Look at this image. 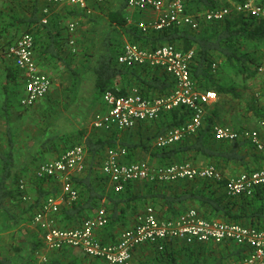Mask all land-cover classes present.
Wrapping results in <instances>:
<instances>
[{
    "label": "trees",
    "instance_id": "trees-1",
    "mask_svg": "<svg viewBox=\"0 0 264 264\" xmlns=\"http://www.w3.org/2000/svg\"><path fill=\"white\" fill-rule=\"evenodd\" d=\"M242 1L227 0V5L223 6L231 7L235 2ZM93 4L90 3L92 8L95 6ZM98 4V7H102V9L107 8L108 5L105 1ZM126 4L127 0H124L117 9H109L110 7H108L106 16L111 25L124 28L130 41L144 47L154 48L167 42L175 44L183 51L193 50L191 74L196 86L204 90H214L218 94V100L214 104L212 103L215 107L211 109L210 105H208L204 126L196 133L187 135L169 146L157 147L154 144L156 137L170 127L187 121L191 115L188 109L185 107L173 108L163 111L155 120L138 123L132 129H135L133 133L138 135L140 140L133 142L123 140L121 142V145L127 149L126 160H140L137 157V151L142 150L146 153L148 152V160L154 164L164 165L180 161H191L197 164L203 162L204 164H214L224 175L221 180L201 178L149 181L144 179L141 182L139 192L134 197V203L130 202L129 204V201L126 203L134 211L152 205L159 217H173L189 207H195L205 218H220L229 222H241L257 227L264 226V185L257 186L251 195H228L225 190L228 177L244 171L263 168L264 152L259 150L249 138L216 139L212 131L216 120L231 112L227 105L231 107L233 106L231 104L232 100L240 101L242 99V92L238 83L251 81L252 84V81L258 77L259 71H261L260 67L264 64L263 55L261 58V56H257L254 53L264 46V16H252L243 12L232 13L231 11L222 20L208 21L204 19L200 27L195 30L189 27H168L161 30L144 31L138 25L128 23L127 18L123 14ZM186 4L188 11L204 14L215 7L222 6L219 0H186ZM75 10L87 18H95L92 12L88 13L76 7ZM47 27H49V22L45 23V28ZM3 30L4 27L2 26L1 31ZM25 32L34 34L31 30ZM2 33L0 32V37H2ZM70 39L68 38V40ZM110 39V35L104 39L105 48L103 50L96 49L91 53H87L89 58L85 66L90 71L89 73L93 80V91L97 95V99H101L104 92L109 89L116 90L121 95L127 94L132 85L137 86L140 92L147 97L159 96L172 90L175 81L165 70L148 66L130 68L120 64L117 55L123 43L121 41L112 42ZM15 40L16 38L13 37L0 42V58L2 60L7 58L4 52L6 46ZM213 64H215V67H213ZM69 68L75 72L72 66ZM216 71L219 73H216ZM6 77L7 81L2 84L6 95L4 96L1 110L6 121L5 134L8 149L6 151L0 149V227L4 228L5 224H7L9 227L15 228L23 226L20 223L23 218H25L24 221H32L34 213L39 209L45 197L48 195L57 196L59 193L56 190H43L40 188L39 196L34 202L26 204L27 199L23 198L26 191L20 189L19 179L30 169L29 165H36L35 168L33 167L35 173L39 164H37L39 156H35L34 161H30L28 166L20 164L16 158V150L14 148H18L19 143L22 141V135L17 134L9 119L8 111L11 97L16 92V90L9 88V84L11 81H18V71L9 65ZM250 88L247 91L250 98L248 99V109L253 110L259 119H264V106L258 104V100H256L264 96V83ZM29 107L31 106L27 108ZM36 116L34 114V117ZM262 125L256 130L263 141L264 123ZM125 131H103V135L96 133L97 135L88 137L85 143L81 141V138H77V135L73 137V134L69 133L62 135L49 133L46 137L42 135L43 145L51 143L56 138L60 139L58 145H55L54 149H50L52 153L57 151L61 154L76 144H82L88 149L86 150L84 169L87 173L82 176L70 177L78 195L73 200H69L65 196L64 201L66 203L55 215L58 226L62 228L73 227H64L60 221L79 217L82 220L75 223V226H77L86 217H89L83 215L85 210L93 206L102 207L98 198L103 197L98 192L91 173H95V178L99 183L109 182L108 177L102 171V160L106 149L116 146L118 135ZM45 133H48L47 129ZM33 139L40 140L36 136ZM39 153L42 157V150ZM36 179L44 182L53 181L59 179V177L43 179L36 177ZM133 183L135 182L127 183L120 193L129 192L134 185ZM92 202L95 204L92 205ZM106 210L109 218L107 226L114 222V210L110 207H106ZM247 219H251L250 222ZM37 236L38 238L28 258L29 264H37V252L43 247L39 231ZM170 245L171 243L165 245L164 250H159L156 246L150 245L153 249V258L150 262H143L142 264H194L191 259L178 257L176 251ZM198 245L201 244L199 243ZM1 246L0 244V248ZM190 246L192 244H186L183 248H190ZM66 247L49 250L48 264H95L94 262L91 263V260L87 261L86 258L71 252L68 257L65 254L66 250L63 251L62 255L53 256V254H50L52 251L63 250ZM245 250L244 247L236 244L235 249L231 253H236L234 257H230V255L218 256L209 251L208 258H204V264H219L221 262L242 260L246 255ZM84 256L89 257L86 254ZM89 258L94 259L92 257ZM0 264H13V262L6 257L0 261Z\"/></svg>",
    "mask_w": 264,
    "mask_h": 264
},
{
    "label": "built area",
    "instance_id": "built-area-1",
    "mask_svg": "<svg viewBox=\"0 0 264 264\" xmlns=\"http://www.w3.org/2000/svg\"><path fill=\"white\" fill-rule=\"evenodd\" d=\"M50 1L66 3L90 13V2L101 3L104 0ZM127 4L140 11L156 12V16L138 23L144 31L168 27H189L195 30L200 27L198 16L187 10L186 0H127ZM231 9L232 7L228 6L215 7L205 13V18L208 21L222 20L230 14ZM235 9L247 15L264 16V0H243ZM42 22L46 23L47 19H42ZM75 28L76 22L68 24L70 32ZM70 44H74L73 39ZM4 52L22 71L23 94L20 97V105H34L49 93L52 86L51 77L41 71L36 60L34 34L23 32L6 46ZM193 56V50L183 51L173 43H162L154 48L130 41L123 43L117 55L120 64L130 68H161L173 77L175 84L170 92L152 97L143 95L137 87H132L127 94L122 95L116 90H106L102 95L105 110L95 114L93 126L105 131H125L140 122L157 119L163 111L185 107L191 112L189 119L158 135L154 144L157 147L169 146L187 135L196 133L204 126L208 105L218 100V94L214 90H204L196 86L191 74ZM262 69L261 66L260 70ZM212 131L217 139L249 138L264 152V142L256 129H235L228 125L214 124ZM126 155V147L113 146L106 149L102 160V171L116 191L123 190L127 183L135 180H221L224 177L223 172L214 164L198 165L191 161H180L159 165L144 159L127 161ZM85 159L84 146L76 144L58 157L40 162L36 167L37 178L59 177L62 181V195L45 197L32 217L34 226L40 232L44 249L78 247L89 257L100 260L101 264H132L134 250L142 244L154 245L159 250H164L165 245L175 239L192 245L232 241L246 249L245 257L242 260L219 264H264V226L205 218L195 207H189L179 215L165 218L159 217L155 208L148 205L137 216L136 222L121 232L117 242H104L96 236L98 229L108 223V212L104 207H100L94 215L85 218L77 226H58L55 215L60 210L65 196L73 200L78 195L70 177L85 169ZM261 185H264V167L228 177L225 189L228 195H251L254 189ZM19 187L25 190L24 180L19 181ZM23 198L27 199V195L24 194ZM37 256V264H48V257L42 254L41 250L37 252Z\"/></svg>",
    "mask_w": 264,
    "mask_h": 264
},
{
    "label": "crops",
    "instance_id": "crops-1",
    "mask_svg": "<svg viewBox=\"0 0 264 264\" xmlns=\"http://www.w3.org/2000/svg\"><path fill=\"white\" fill-rule=\"evenodd\" d=\"M104 1L108 4L107 8L105 7L104 9H102V7H98V3L90 2L91 4L94 3L93 6L95 5L94 8L90 6L92 9V15L95 18H87L83 14H79L75 10L74 6L68 5L66 3H53L50 0H0V32L4 33H2V37H0V42L13 37L17 39L23 32L27 30H31L34 32L36 37L35 57L39 64V68L41 69V71L47 73L52 79V86L49 93L47 94L49 98L55 99L56 97H58V95H56V97H52V94H58L56 88L61 86L59 91L61 92L60 95L63 96L62 92L64 96L71 94L75 98L74 102L75 104H77V106L78 104H82L84 99H89V101L93 103V106H88L91 109V113L93 112V117H91V119H89L86 123L85 120L82 119L83 123L81 124V126L85 129L77 132V138H81V141L84 143L88 137H93L94 135H97L96 133H100L103 135V131H105L95 128L92 124V120L95 114L104 111L105 106L103 104L102 97L101 99H97V95L93 91V81L91 80V74L89 73L90 71H88V68L85 66V64L88 63L87 59L89 58L87 53H91L96 49L103 50L105 48L104 39L108 35H110V40L112 42H118L121 41V39H124L122 43L130 41L125 29L116 25H111L106 16L108 7H110L109 9H117L124 0H109V2L108 0ZM232 6H234V4H232ZM45 9H47L48 11L44 12ZM123 14L127 18L129 24L136 25H138V23L142 20L145 21L156 16L155 11H140L138 9L129 7L128 4H126L125 8L123 9ZM194 14L198 16L200 25L202 21H204V19L207 20L205 18V14L203 16V13ZM44 18L47 19L46 23L49 22V27L47 28H45V23L42 22V19ZM70 22H76V28L73 32H70L68 29V24ZM2 26L4 27L3 31H1ZM68 38L73 39L74 44H70L71 39L68 40ZM5 56L7 57V61L11 63L12 67L18 71V81H11V84L9 85L10 89L16 90L14 95H12L11 97V102L13 105L18 107L17 100L14 97H21V95L23 94L22 71L16 67L12 58L8 57L7 55ZM2 65L3 63L1 62L0 58V68L2 67ZM69 65L73 67L75 72H73L69 68ZM5 74H7V72ZM57 78H59V82L56 80ZM132 87L137 86L132 85L129 89H131ZM89 90H92V92ZM43 98L39 99L37 102L43 103L45 101V99ZM52 104L53 103H50L48 101L46 106H44L40 112L45 111L46 109L50 110ZM213 104H210L209 106L211 109L215 107ZM97 105L99 106L94 109ZM81 106L82 105H80V107ZM20 107L23 108L24 106L20 105ZM11 109H13V106H11ZM66 109H69L68 104H64V106L58 113L61 114L64 111L66 112ZM78 109L79 106L74 109V111H77ZM220 119L221 118H219V120ZM240 124L243 123H241L240 121L238 125ZM233 125L236 124L233 123ZM134 130L135 129H128L122 134L118 135L116 139V146H122L121 142L123 140L130 142L140 140L139 136L133 133ZM44 134V131L42 132V134L37 132L33 135L34 137L36 136V138H40V140L37 141L34 139H30L28 142L27 140L23 142L21 141L18 145V148H14V150H16V158L20 164L28 166V163L30 161H34L33 159H35V156L37 155L39 156V160L37 163H40L43 160L56 158L60 155L57 151L54 153L50 152V149H54L53 147H55V145H58L60 139L56 138L51 143L49 142L43 145L41 137ZM33 135H30V137L34 138ZM32 146H36V148L32 149ZM3 147L4 149L2 150L6 151L8 149V142L7 144H4ZM40 150H42L43 152L42 157L39 153ZM86 150L88 149L85 148V151ZM143 155H148V152L146 153L142 150L137 151V157ZM29 166L31 170L28 169V171L25 172L19 179V181L24 180L25 182V191L27 193L26 204H30L37 199L40 193V188H42L43 190H56L59 195H62L61 180L55 179L53 181L41 182L36 179V174L33 171V167L35 168L36 165ZM86 173L87 172L83 170L81 172H75L72 176H82ZM91 176L93 177V181L96 188L98 189V192L102 194L103 197L98 198L100 206H105V209L106 207H110L114 210V222L98 229V231L96 232V236L104 242H117L119 240L121 232L124 229L131 227L136 222L137 216L143 211V209L140 208L139 210L134 211V209H132L129 205L130 202L135 201L134 197L140 190L142 180L134 181L135 183H133L134 185L132 186V188H130L129 192L120 193V191H116L113 188L110 181L101 184L95 178L94 172L91 173ZM128 201L129 204L126 203ZM65 203L66 201L62 202L61 207ZM94 204L95 203L92 202V205ZM98 209L99 208H97V206H93L92 208L90 207L83 212V215L90 217L94 215ZM24 219L25 218H23V220L20 222L23 224V226L11 228L7 224H5L4 228L0 227V244L2 245L0 248V261L8 257L11 259L13 264L30 263L28 261V258L31 255V250L34 246V243L38 238V231L32 221H24ZM81 220V218L76 217L72 220L64 219L60 221V223L64 227L75 226V223ZM250 220L251 219H247L248 222H250ZM200 244L201 245H192L190 246V248H183V246L186 245L183 240L175 239L171 242L170 246L173 250L176 251L178 257L191 259L192 261H194V264H204V258H208L209 251H212L213 254L218 256H236V253L231 254L236 246V244L232 241ZM40 250L42 251V254H45L48 257V254L50 252L49 250H46L43 247ZM64 250H66L65 254L68 255V257L71 252L77 256L86 258L87 261L91 260V263L94 262L95 264H101L100 260L98 259H90L89 257L88 259L86 256H84L85 254L78 247H66L63 250L52 251L50 254H53V256L58 254L62 255ZM152 258V247L149 244H142L135 248L134 260L132 264H142L143 262H150Z\"/></svg>",
    "mask_w": 264,
    "mask_h": 264
},
{
    "label": "rangeland",
    "instance_id": "rangeland-1",
    "mask_svg": "<svg viewBox=\"0 0 264 264\" xmlns=\"http://www.w3.org/2000/svg\"><path fill=\"white\" fill-rule=\"evenodd\" d=\"M109 2V0H108ZM219 2L223 5H227V0H219ZM238 3H234V6L231 5L232 13L233 12H238L235 10V6ZM124 39H121V42ZM117 43V42H116ZM257 56L263 55V60H264V46L260 50L255 51L254 53ZM6 60V61H5ZM2 60L1 62L3 63L2 67L0 68V149H4L3 146L4 144H7L6 142V134H5V128H6V121L4 118V115L2 114V104L4 101V96H5V91L4 88L2 87V84L7 81L6 79V72H7V67L11 65L7 59ZM263 69L259 71L258 77L253 80L252 84L251 81L247 82H239V89L242 92V99L240 101L237 100H232V105L229 106L227 105L228 109L231 110V112L228 115H224L221 117V119H217L215 124H220V125H228L231 126L235 129L237 128H243V129H258L260 125L264 123V119H259V117L256 116V113L252 110H249V94L248 90H250V87H257L260 86L264 83V64H262ZM218 71H216L217 73ZM219 73V72H218ZM47 74V73H46ZM57 81L59 78L56 79ZM92 80V77H91ZM56 81V83H57ZM93 81V80H92ZM59 82V81H58ZM11 84V83H10ZM9 84V85H10ZM63 84V83H62ZM61 87V86H60ZM60 87L56 88L58 91V94H52V97H56L55 99H50L49 96L47 95L43 99L45 101L43 103H35L33 106L27 108L23 107L21 108L19 103H20V97H14L17 100L18 107L12 104V102L9 104V119L12 123V125L15 127V130L17 131V134L20 135L22 134V141L27 140V142L30 139H33L30 137V135L36 134L39 132L42 134L43 130L44 132L46 129L48 130V133H45L44 136L46 137L49 133H57L56 135H62V134H73L72 136L75 137V135H78V131L85 129L84 127L81 126L83 123V120H85V123L93 117V112L91 113V109L88 106H93V103L89 101V99H84L82 104H78L79 109L74 111L78 106L75 104L74 100L75 98L69 94L67 96H64L63 92L61 96ZM92 92V90H89ZM51 97V96H50ZM255 98H257L255 96ZM253 100V99H252ZM258 100V104L261 106H264V96H262ZM53 103L49 109H46L45 111H41V109L46 106L47 102ZM64 104L69 105V109H66V112H62L61 114L58 113L60 109L64 106ZM99 104V103H98ZM254 104V103H252ZM80 105H82L80 107ZM11 106H13V109H11ZM99 105L95 106L94 109H96ZM76 107V108H75ZM44 113V114H43ZM91 113V114H90ZM34 114L37 115L34 117ZM42 118H44L42 120ZM241 121V123L238 125V123ZM47 122V123H46ZM236 124V125H233ZM48 124V126H47ZM17 125V126H16ZM90 125V124H89ZM257 125V126H256ZM91 126V125H90ZM263 126V125H262ZM34 137V135H33ZM42 141V139H41ZM36 146H32V149H35ZM149 155H143V156H138L139 159H145L148 160ZM42 162V161H41ZM197 164L196 162H193ZM38 164V163H37ZM200 165H204V163H198ZM27 195V193H25Z\"/></svg>",
    "mask_w": 264,
    "mask_h": 264
}]
</instances>
